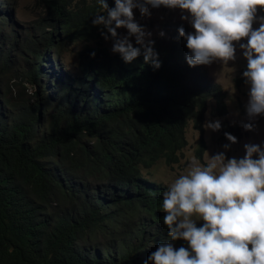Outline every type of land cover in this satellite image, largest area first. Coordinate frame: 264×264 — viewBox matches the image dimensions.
Here are the masks:
<instances>
[{"label": "trees", "instance_id": "trees-1", "mask_svg": "<svg viewBox=\"0 0 264 264\" xmlns=\"http://www.w3.org/2000/svg\"><path fill=\"white\" fill-rule=\"evenodd\" d=\"M38 1L52 17L31 64L14 91L0 81V264H146L171 238L166 187L145 171L178 163L189 120L202 130L210 100L214 114H226L225 92L203 65L187 63L178 30L189 28L176 19L160 25L166 37H152L159 68L101 47L82 49L73 75L46 67L44 49H56L63 67V47L94 35L102 8ZM10 2L0 0V32ZM204 148L201 140L196 154Z\"/></svg>", "mask_w": 264, "mask_h": 264}, {"label": "clouds", "instance_id": "clouds-1", "mask_svg": "<svg viewBox=\"0 0 264 264\" xmlns=\"http://www.w3.org/2000/svg\"><path fill=\"white\" fill-rule=\"evenodd\" d=\"M98 3L104 11L92 23L102 26L105 40L114 39L112 51L126 63L143 54L145 63L161 66L153 33L136 21L134 9L142 17H151V10L161 6L186 13L181 19L194 31L183 27L178 31L186 39V61L193 67L234 61L239 43L247 60L242 77L250 85L246 114L250 121L264 115V15H258L264 0H115L114 7L107 0ZM120 28L127 33L120 35ZM132 38L140 47L134 46ZM242 126L255 128L251 122ZM221 127L219 120L205 124L214 131ZM225 136L237 142L231 133ZM244 148L242 158L219 152L201 164L193 157L187 171L167 186L161 208L171 240L160 243L146 264H264V148L253 143ZM198 221H203L202 226H197ZM180 240L186 246L177 248L173 242Z\"/></svg>", "mask_w": 264, "mask_h": 264}, {"label": "rangeland", "instance_id": "rangeland-1", "mask_svg": "<svg viewBox=\"0 0 264 264\" xmlns=\"http://www.w3.org/2000/svg\"><path fill=\"white\" fill-rule=\"evenodd\" d=\"M98 0H69L71 6L90 4ZM110 5H113V1ZM86 2V3H85ZM102 9L101 12H103ZM151 17H142L139 9H134L135 19L138 23L145 26L148 31L153 33L152 37H165L160 35L163 31L160 25L171 18H175L185 23L190 32H193L191 24L188 21L181 19L183 13L179 8L169 9L164 6L151 10ZM103 14V13H101ZM10 20L8 25L4 26V30L0 32L2 44L0 43V81L9 91H14L18 86L17 83L21 80L23 71L26 66L31 64L33 56L29 50L35 44H40L38 38L42 28L47 27L52 12L46 3L38 0H11L9 4ZM258 15H264V10L258 12ZM96 29L94 35L81 36L76 35L77 39L65 45L61 51L60 66L56 65L58 59L56 49H44L43 53L47 54V58L42 61L46 67H53L70 75L77 71L79 64L78 54L85 47H101L108 50L111 55L114 39L105 40L101 34L102 26L93 25ZM259 23H254L253 27H258ZM75 31L78 32V27L75 25ZM106 31V30H104ZM120 35H125L127 30L120 28L117 30ZM110 36V34H109ZM133 44L135 39L132 38ZM35 42V43H34ZM246 39L241 43H246ZM42 50L40 51V56ZM120 55V54H119ZM208 76L221 85L225 92L224 101L227 105V112L223 115L213 113L214 100L208 102V110L204 116L202 130L194 126V119H190L185 129V137L187 144L182 149L178 163L167 164L163 160L158 161L149 171V177L161 183L164 187L167 186L179 175L187 171L189 161L195 157L201 164H204L209 159V155H215L219 152H225L228 158H242L245 155L244 145L247 143L259 144L264 148V115L258 116L255 120L250 121L245 105L249 99L248 93L250 85L245 83L242 73L247 68V60L243 56V50L236 43V59L224 63L221 60L213 61L210 65H203ZM47 81V77L44 78ZM219 120L222 127L218 131L205 128V124L209 121L215 122ZM253 123L254 130H246L242 125L244 123ZM225 133H231L237 137V142L229 141ZM201 140L205 143V148L198 156L197 149L200 146ZM229 144L230 148L225 149L224 145ZM165 188V189H166ZM203 221H198L197 226H202Z\"/></svg>", "mask_w": 264, "mask_h": 264}]
</instances>
